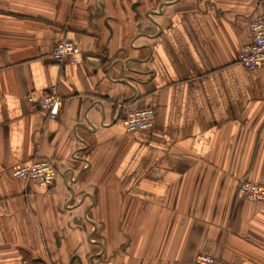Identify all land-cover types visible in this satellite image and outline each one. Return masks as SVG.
<instances>
[{"label": "crops", "instance_id": "1", "mask_svg": "<svg viewBox=\"0 0 264 264\" xmlns=\"http://www.w3.org/2000/svg\"><path fill=\"white\" fill-rule=\"evenodd\" d=\"M131 4L0 0V264H264V203L234 196L264 183V68L236 59L264 0ZM62 39L80 64L51 58ZM53 85L47 118L27 96ZM34 158L49 188L13 176Z\"/></svg>", "mask_w": 264, "mask_h": 264}, {"label": "built area", "instance_id": "2", "mask_svg": "<svg viewBox=\"0 0 264 264\" xmlns=\"http://www.w3.org/2000/svg\"><path fill=\"white\" fill-rule=\"evenodd\" d=\"M250 39L243 44L237 53V60L249 69L264 68V11L249 22ZM51 57L59 65L78 64L81 62L78 45L69 40H61L53 45ZM31 106L41 107L48 118H55L61 105V97L56 86H50L48 92L39 100L27 96ZM152 107L129 108L122 118L124 129L128 133L150 129L154 125ZM13 175L20 181H34L40 188H48L55 178L53 163L44 158H34L28 163L18 164ZM237 199L251 202H264V183L242 179L234 190ZM192 264H232L210 253L200 252Z\"/></svg>", "mask_w": 264, "mask_h": 264}, {"label": "flooded vegetation", "instance_id": "3", "mask_svg": "<svg viewBox=\"0 0 264 264\" xmlns=\"http://www.w3.org/2000/svg\"><path fill=\"white\" fill-rule=\"evenodd\" d=\"M157 0H131L132 8L135 9L139 7V9L149 7L150 4L154 3Z\"/></svg>", "mask_w": 264, "mask_h": 264}, {"label": "rangeland", "instance_id": "4", "mask_svg": "<svg viewBox=\"0 0 264 264\" xmlns=\"http://www.w3.org/2000/svg\"><path fill=\"white\" fill-rule=\"evenodd\" d=\"M260 183H261V182H260ZM262 203H264V202H262ZM202 252H203V251H202ZM198 253H200V252H198ZM198 253H196L194 257H196ZM206 253H207V252H206ZM212 255H213V254H212ZM214 256H216V255H214ZM217 257H218V256H217ZM193 259H195V258H193ZM222 260H223V259H222ZM192 261H193V260H192ZM224 261H226V260H224ZM227 262H230V261H227ZM230 263L235 264V263H233V262H230ZM191 264H192V262H191Z\"/></svg>", "mask_w": 264, "mask_h": 264}, {"label": "water", "instance_id": "5", "mask_svg": "<svg viewBox=\"0 0 264 264\" xmlns=\"http://www.w3.org/2000/svg\"><path fill=\"white\" fill-rule=\"evenodd\" d=\"M83 58V57H82ZM100 62H98V63H95L94 65H98V64H101V62H102V57H101V60H99Z\"/></svg>", "mask_w": 264, "mask_h": 264}, {"label": "bare ground", "instance_id": "6", "mask_svg": "<svg viewBox=\"0 0 264 264\" xmlns=\"http://www.w3.org/2000/svg\"><path fill=\"white\" fill-rule=\"evenodd\" d=\"M122 124H123V122H122ZM124 126V125H123Z\"/></svg>", "mask_w": 264, "mask_h": 264}]
</instances>
